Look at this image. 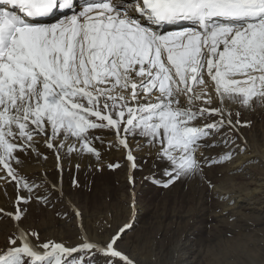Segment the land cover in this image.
Instances as JSON below:
<instances>
[{
	"label": "snow or ice",
	"instance_id": "1",
	"mask_svg": "<svg viewBox=\"0 0 264 264\" xmlns=\"http://www.w3.org/2000/svg\"><path fill=\"white\" fill-rule=\"evenodd\" d=\"M254 100L264 102V0H0V183L17 193L15 211L0 214L18 224L21 205L47 204L58 187L62 197L65 158L77 171L85 155L121 166L105 164L101 149L122 151L130 172L146 150L143 163L153 160L160 178L145 179L162 187L203 177L205 166L245 150L236 141L248 122L232 106ZM220 144L218 159L205 154ZM41 147L56 158L59 186L46 171H25L28 159L47 161ZM74 215L76 241L17 227L0 264H95L97 253L135 264L117 247L130 223L97 241Z\"/></svg>",
	"mask_w": 264,
	"mask_h": 264
},
{
	"label": "rangeland",
	"instance_id": "2",
	"mask_svg": "<svg viewBox=\"0 0 264 264\" xmlns=\"http://www.w3.org/2000/svg\"><path fill=\"white\" fill-rule=\"evenodd\" d=\"M232 108L248 123L239 127L236 141L246 142L245 150L241 153L236 148L230 161L205 166L203 177L162 187L145 179L153 172L160 178V167H154L153 160L143 163L146 150L135 153L141 167L131 172L124 153L115 149H101L105 164L119 162L121 166L115 169L102 167L95 157L85 155L79 158L77 171V160L73 158L69 165L65 158L62 197L58 198V187L47 204L34 200L21 205L26 212L18 224L0 214V247L17 227L36 230L41 241L74 242L81 232V218L74 215L78 209L84 230L97 241H107L130 223L117 247L135 264H264V102L254 100L251 107ZM94 134L112 139L107 130H94ZM41 148L48 155L47 161L41 160L47 168L28 159L27 164L33 167L31 171L25 167V171L30 177H40L46 171L47 181L59 186L56 158ZM226 150L227 146L220 144L205 154L218 159ZM130 174L134 184L129 182ZM73 178L79 181L78 187H72ZM249 191L254 195L245 196ZM16 195L13 183H0V207L5 212L15 211ZM228 195L236 201H229ZM109 259L101 253L94 257L95 264H108ZM113 264L121 262L114 260Z\"/></svg>",
	"mask_w": 264,
	"mask_h": 264
},
{
	"label": "bare ground",
	"instance_id": "3",
	"mask_svg": "<svg viewBox=\"0 0 264 264\" xmlns=\"http://www.w3.org/2000/svg\"><path fill=\"white\" fill-rule=\"evenodd\" d=\"M50 22H54V21H50ZM166 30L167 31H174V30H176L174 27H172V26H166ZM213 94H214V92H213ZM212 94V95H213ZM41 151H42V148H41ZM120 152V151H119ZM247 156V155H246ZM244 159V158H243ZM38 166H40V168H47L46 167V165L43 163V162H41L40 161V165H38ZM96 166V165H95ZM25 167H28L27 168V171H31L30 169H31V167H33V164H27L26 163V165H25ZM35 167V166H34ZM251 195H254V191H249V193H245V196H251ZM228 200L229 201H231V202H235L236 201V199H235V197L234 196H232V195H228Z\"/></svg>",
	"mask_w": 264,
	"mask_h": 264
}]
</instances>
